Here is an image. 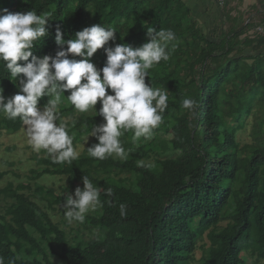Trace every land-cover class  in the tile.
<instances>
[{
  "label": "trees",
  "instance_id": "trees-1",
  "mask_svg": "<svg viewBox=\"0 0 264 264\" xmlns=\"http://www.w3.org/2000/svg\"><path fill=\"white\" fill-rule=\"evenodd\" d=\"M187 1L0 0V15L5 9L51 13L48 35L34 50L39 57L66 50V44L55 42L57 28L68 40L95 24L111 27L116 40L106 47H140L149 42L148 28L170 29L177 38L169 60L150 69L146 78V83L167 91L169 100L152 138L135 143L131 138L143 156L138 162L97 160L87 149L72 164L32 157L41 167L29 171L30 181L4 186L8 173L0 169V264H191L199 249L204 251L200 264H243L242 253L250 249L264 262V37L257 31L264 19L256 23L251 17L242 27L224 31L230 14L223 10L222 23L209 35L198 26ZM91 59L102 69L104 49ZM9 77L0 65L5 102L19 92L18 82ZM67 95L58 113L78 150L92 125L104 120L81 113L65 122L76 113ZM184 98L197 101L195 111L181 108ZM48 99L43 97L39 106ZM100 107L98 101L97 111ZM251 115L257 117L253 141L241 146L236 134ZM23 129L19 118L10 120L0 113V135ZM91 139L90 146L98 143ZM110 165L115 173L104 171ZM46 175L81 180L87 175L101 190L102 206L83 223H55L56 207L64 212L63 203L75 189L60 194L43 186L38 181ZM108 188L113 196L105 195Z\"/></svg>",
  "mask_w": 264,
  "mask_h": 264
},
{
  "label": "clouds",
  "instance_id": "clouds-1",
  "mask_svg": "<svg viewBox=\"0 0 264 264\" xmlns=\"http://www.w3.org/2000/svg\"><path fill=\"white\" fill-rule=\"evenodd\" d=\"M4 11L6 14L0 15V65L13 82H18L19 92L5 102L0 88V113L10 120L19 118L34 151L43 150L56 164H72L79 158L68 126L60 121L58 113L65 92H69L67 101L79 113L95 110L103 117L104 122L93 124L87 137L98 141L87 148L90 157L101 161L109 157L126 159L128 153L121 141L125 132L133 134L134 143L152 138L153 130L162 123L169 97L167 91L146 83V78L150 77V69L169 60L170 46L174 49L177 39L172 30L148 28L149 42L140 47L127 43L106 47L116 40L117 31L111 27L95 24L68 40L57 28L55 42L61 47L66 44V50L58 51L55 57H39L34 50L37 42L48 35L51 13L37 14L34 9ZM100 49H104L107 57L102 69L91 59ZM109 90L112 94H108ZM43 97L49 99L41 108L39 102ZM197 106V101L191 98H184L181 103V108L190 112ZM82 181L83 188L77 187L74 196L67 195L63 203L69 223H83L87 213L102 206L101 190L87 175ZM105 195L114 193L108 188ZM119 209L121 217L127 215L125 204H120Z\"/></svg>",
  "mask_w": 264,
  "mask_h": 264
},
{
  "label": "rangeland",
  "instance_id": "rangeland-1",
  "mask_svg": "<svg viewBox=\"0 0 264 264\" xmlns=\"http://www.w3.org/2000/svg\"><path fill=\"white\" fill-rule=\"evenodd\" d=\"M189 6L193 10L194 18L197 20L198 26L204 28V32L206 34H211L213 29L218 25H220L224 19L223 10H225V15L227 13L230 14V18L225 22L223 29L224 31L229 30L231 27H242L244 22H247L249 18L252 17V20L256 23H259L264 19V2L263 0H224L222 4H220L217 0H188ZM225 6V7H224ZM262 11V14L258 15V11ZM237 19L238 21H233ZM111 42V41H110ZM109 42V43H110ZM87 114H96L95 110H90ZM82 114L76 111V113L71 117H66L63 120L65 122H71L74 119H77ZM257 122V117L251 115L247 117L244 124V128L240 129L236 134L238 142L241 146L245 144L252 143V132L254 126ZM171 130H168L167 136L170 135ZM132 133H124L121 137L122 146L128 153L126 159L116 158L117 162L122 164H131L138 162L139 159L143 158V156L138 155L136 147L133 146L132 141ZM85 138V141L79 146L78 152L79 157L84 151L90 146L91 137ZM161 147L163 150L167 147V140L165 139L161 143ZM32 157H38L40 159L49 158L47 154L42 150L40 152H36L32 149L29 138L26 132V129H23L18 134H8L3 133L0 135V169L8 171L7 178L2 182V186L7 184L9 181L14 182L15 185H19L20 182L27 183L29 177V171L32 168L39 169L41 166H38ZM105 172L115 173L116 169L113 166H107L104 169ZM124 175H120V178H123ZM41 185L46 186L48 188H54L60 194H65L66 192H70L77 187L83 188V182L81 178L71 175L70 177H55L46 175L42 179L38 181ZM59 208L56 207V211L54 212L56 215L52 216L55 223H63L65 216L64 212L59 213ZM91 212V211H90ZM87 213V214H90ZM86 214V215H87ZM75 226V224H72ZM64 227V225L62 226ZM209 245H207L208 247ZM253 250H245L242 253V258L244 259L243 264H264L263 261H258L256 256H253ZM204 256V251L199 249L196 252L194 258H191V264H200Z\"/></svg>",
  "mask_w": 264,
  "mask_h": 264
},
{
  "label": "built area",
  "instance_id": "built-area-1",
  "mask_svg": "<svg viewBox=\"0 0 264 264\" xmlns=\"http://www.w3.org/2000/svg\"><path fill=\"white\" fill-rule=\"evenodd\" d=\"M220 4L224 2V0H217ZM258 33H260L264 37V26L257 27Z\"/></svg>",
  "mask_w": 264,
  "mask_h": 264
}]
</instances>
